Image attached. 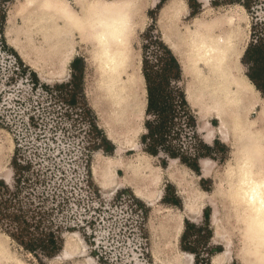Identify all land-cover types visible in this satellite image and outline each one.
<instances>
[{
	"label": "rangeland",
	"instance_id": "374dc122",
	"mask_svg": "<svg viewBox=\"0 0 264 264\" xmlns=\"http://www.w3.org/2000/svg\"><path fill=\"white\" fill-rule=\"evenodd\" d=\"M49 1L0 0V179L12 184L10 163L16 143L27 160L50 168V190L46 187L50 193V215L35 230L52 233L60 245L53 256L40 250L34 256L12 240L3 225L0 239L15 257L9 264H254L242 247L239 209H233L229 202L226 173L235 160L234 148L217 138L204 141L196 117V109L203 103L183 108L179 90L185 96L190 78L182 74L180 66L179 81L163 70L167 60L163 32L183 36L197 24L234 17L242 29L238 68L246 76L242 57L251 40L252 26L264 24V0H166L162 4L160 0H131L137 4L132 47L139 60L145 108L139 131L131 144L123 145L120 154L107 137L101 103L98 104L100 73L94 41L85 31L82 37L78 36L80 27L68 25L66 19L53 15ZM56 1L81 15L76 0ZM82 1L90 9L101 2ZM170 6L177 12L165 19L162 14ZM10 21L19 49L6 37ZM66 50L70 51V59L62 64L60 58ZM143 55L156 81L163 79L157 101H166L169 108L165 114H152L149 118L154 126L162 118L169 120L163 144H155L154 156L145 151L149 141L144 142L145 146L141 143L147 120ZM16 59L25 73L17 68ZM75 60L76 71L72 69ZM32 72L39 80L37 85L29 77ZM72 75L81 82L83 99L78 105H67L54 94L50 97L41 87L68 83ZM209 120L216 127L212 115ZM170 154L190 165L181 164L177 158L172 165L182 172L184 182L171 179L167 169L174 159ZM111 158L130 163L143 160L160 173L158 187L149 201L135 194L129 185H102V165ZM203 160L210 161L209 174L205 176ZM118 174L124 176L121 171ZM188 190L199 193L203 199L200 213L193 221L183 208ZM214 211L218 213V232L228 242L227 248L217 240V228L211 224ZM173 218L179 223V231L169 236L165 220Z\"/></svg>",
	"mask_w": 264,
	"mask_h": 264
},
{
	"label": "bare ground",
	"instance_id": "6f19581e",
	"mask_svg": "<svg viewBox=\"0 0 264 264\" xmlns=\"http://www.w3.org/2000/svg\"><path fill=\"white\" fill-rule=\"evenodd\" d=\"M50 1L48 8L53 15L66 19L68 25L80 27L82 31L78 29V36L82 37L86 32L94 41L100 73L98 104L101 103L107 137L120 154L123 145L131 144L139 131L145 108V89L137 68L139 60L132 47L137 4L131 0H99L101 2L90 9L82 0H76L81 8V15L77 16L65 4ZM175 11V7L170 6L162 17L167 19ZM11 21L6 37L19 49ZM241 31L239 21L226 16L215 23L197 24L183 36L164 31L163 41L181 67L182 74L190 78L189 90L185 93L187 104L195 108L203 103L196 109V117L204 141L207 143L217 138L234 148L235 160L226 173L229 202L233 209H239L243 249L254 264H264V97L238 68ZM69 59L70 51L66 50L60 61L65 64ZM211 115L217 122L216 127L210 124ZM136 161L130 163L111 158L102 165V185L110 182L117 187L129 185L135 194L149 201L148 197L157 189L161 176L146 161ZM176 161L171 160L167 171L171 179L184 182L182 172L172 167ZM201 165L203 175L209 174L210 161L203 160ZM119 171L123 172V177L119 176ZM202 203L199 193L187 191L183 208L189 213L190 220L200 213ZM165 223L166 230L171 232L169 236L176 235L178 221L173 218ZM218 223V213L214 211L211 224L217 228V240L227 248L228 242L218 232ZM12 259L15 257L0 239V264H9Z\"/></svg>",
	"mask_w": 264,
	"mask_h": 264
},
{
	"label": "trees",
	"instance_id": "16d2710c",
	"mask_svg": "<svg viewBox=\"0 0 264 264\" xmlns=\"http://www.w3.org/2000/svg\"><path fill=\"white\" fill-rule=\"evenodd\" d=\"M165 1L160 0V3L162 4ZM233 1L241 3L240 0ZM241 5L245 6L244 4ZM251 31V40L244 51L242 64L247 69L246 76L249 81L264 95V24H254ZM163 47L167 56L163 70L171 73V77L175 81H179L181 76L179 64L173 54H171V51L165 46ZM16 64H18V69H22V73L26 72L17 59ZM77 64V60L72 64L74 71L77 69ZM142 74L146 88L145 113L147 120L144 124L146 133L142 136L141 143L145 146L144 142L149 141L145 151L154 156L157 152L155 151V144H163L164 132L169 128V120L167 118L166 120H162V118L154 126L149 118L152 114L161 116L169 108L166 107V101H157L160 97L159 93L162 92L161 86L163 79L156 81L150 73L145 55H143L142 60ZM29 77L34 85L39 84L35 73H29ZM41 87L50 93V97H54V94L70 106L78 105V102L83 99L81 82L74 75L71 76L68 83L56 84L53 87L43 84ZM179 97L183 108H187L188 105L184 92L179 90ZM170 157L172 159L177 158L181 164H186L187 167H190L183 158L173 154H170ZM10 165L13 172L12 184L9 185L0 179V227L6 225V234L18 245L22 246L24 250L34 256H36V251L38 250L45 253L46 256H53L60 247L57 243V238L52 233H38L35 230L50 215L48 209L50 193L46 192V187L48 188L49 183L50 168L39 167L35 162L27 160L21 152L18 143H16ZM41 187L42 189L38 193L37 191Z\"/></svg>",
	"mask_w": 264,
	"mask_h": 264
}]
</instances>
